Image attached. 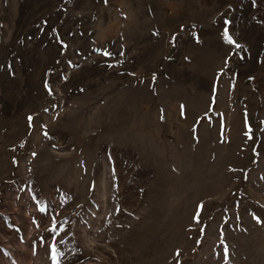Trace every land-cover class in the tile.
<instances>
[{"label": "rangeland", "instance_id": "374dc122", "mask_svg": "<svg viewBox=\"0 0 264 264\" xmlns=\"http://www.w3.org/2000/svg\"><path fill=\"white\" fill-rule=\"evenodd\" d=\"M0 264H264V0H0Z\"/></svg>", "mask_w": 264, "mask_h": 264}, {"label": "water", "instance_id": "95a60500", "mask_svg": "<svg viewBox=\"0 0 264 264\" xmlns=\"http://www.w3.org/2000/svg\"><path fill=\"white\" fill-rule=\"evenodd\" d=\"M164 12L166 13V14H168L170 11H169V8H164ZM172 51H174V49H170V52H169V56H170V54L172 53Z\"/></svg>", "mask_w": 264, "mask_h": 264}, {"label": "snow or ice", "instance_id": "6c2138e0", "mask_svg": "<svg viewBox=\"0 0 264 264\" xmlns=\"http://www.w3.org/2000/svg\"><path fill=\"white\" fill-rule=\"evenodd\" d=\"M225 37H226L227 39H229V42H231V41H230V38L227 37V31L225 32Z\"/></svg>", "mask_w": 264, "mask_h": 264}]
</instances>
